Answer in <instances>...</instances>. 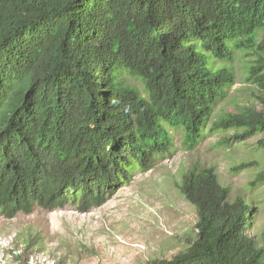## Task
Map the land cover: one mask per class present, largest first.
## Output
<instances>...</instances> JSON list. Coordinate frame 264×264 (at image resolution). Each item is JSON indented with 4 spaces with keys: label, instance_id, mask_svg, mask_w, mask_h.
Masks as SVG:
<instances>
[{
    "label": "trees",
    "instance_id": "1",
    "mask_svg": "<svg viewBox=\"0 0 264 264\" xmlns=\"http://www.w3.org/2000/svg\"><path fill=\"white\" fill-rule=\"evenodd\" d=\"M228 130L226 145L264 132V0H0V217L89 211L174 134L192 148ZM178 187L195 239L137 264H264L252 201L198 162ZM249 187L264 199V166Z\"/></svg>",
    "mask_w": 264,
    "mask_h": 264
},
{
    "label": "rangeland",
    "instance_id": "2",
    "mask_svg": "<svg viewBox=\"0 0 264 264\" xmlns=\"http://www.w3.org/2000/svg\"><path fill=\"white\" fill-rule=\"evenodd\" d=\"M249 88L238 76L231 94L243 99ZM232 134L233 130L209 133L192 148L184 145L180 133L174 134L175 148L169 155L151 170L136 172L89 211L65 204L1 216L0 264H137L171 258L195 239L196 210L178 187L195 162L213 167L232 199L242 195L252 201L256 219L249 233L261 244L264 199L249 183L264 166V147L257 144L264 132L226 145L224 139ZM250 162L247 168L234 169Z\"/></svg>",
    "mask_w": 264,
    "mask_h": 264
}]
</instances>
